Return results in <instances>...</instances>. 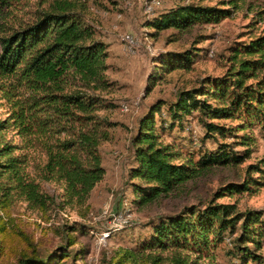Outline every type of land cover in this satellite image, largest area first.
Listing matches in <instances>:
<instances>
[{
  "label": "trees",
  "instance_id": "obj_1",
  "mask_svg": "<svg viewBox=\"0 0 264 264\" xmlns=\"http://www.w3.org/2000/svg\"><path fill=\"white\" fill-rule=\"evenodd\" d=\"M32 1L0 0V92L8 106V115L0 118V208L4 213L0 216V264H66L67 259L77 261L83 254L70 251L76 244L70 233L76 231V224L56 229L64 242L45 252L28 223L10 209L24 202L48 223L68 207L81 209L87 204L106 174L101 146L111 138L115 123L102 112L115 106L108 97L114 82L107 73L108 44L87 17L90 2L98 0H38L35 9H27ZM231 4H181L148 25L159 33L219 23L238 6L237 0ZM195 54L191 50L167 53L159 60L160 67L167 72L188 69ZM230 60L225 74L206 76L200 86L180 91L168 103L171 128L197 111L206 129L204 138H224L215 149L185 158L173 143L165 142L156 117L167 104L163 99L142 116L132 137L136 165L130 179L137 180L132 181L135 202L147 204L208 168L238 165L250 156L253 139L239 132L254 127L264 131V33L234 47ZM229 119L239 123L221 122ZM7 130H13L19 142L4 139ZM239 145L246 146L245 151H238ZM253 173L264 178V159L247 167L244 182L221 187L204 207L191 205L160 217L152 225L151 237L135 249H124L117 264L140 255L149 264H196L223 244L233 245L229 253L241 264L249 260L264 264V254L258 253L264 248L263 211H240L236 204L216 202L218 197L263 185ZM50 183L60 191L46 189ZM50 226L42 225L41 230L48 231ZM12 257L14 263H10Z\"/></svg>",
  "mask_w": 264,
  "mask_h": 264
},
{
  "label": "rangeland",
  "instance_id": "obj_2",
  "mask_svg": "<svg viewBox=\"0 0 264 264\" xmlns=\"http://www.w3.org/2000/svg\"><path fill=\"white\" fill-rule=\"evenodd\" d=\"M149 1L98 0L90 2L87 12V17L97 26L98 35L108 44L107 73L114 82L108 97L115 106L102 112L115 123L110 128L111 138L101 146L106 169L104 179L94 188L83 208L68 207L48 223L38 219V215L28 210L24 202H16L10 209L14 216L22 217L28 223L29 232L45 252L64 242V238L55 233L56 229L61 231L65 224H76V231L70 232L76 237V244L70 247V251L72 254L77 251L83 254L78 256L77 261L67 259L66 264H117L124 249H135L151 237L152 225L160 217L177 214L191 205L204 207L215 198L221 187L231 182H244L248 177L247 167L264 159V131L254 127L239 132L240 135L247 133L253 139L250 156L242 163L213 166L168 195L143 205L135 202L132 181L137 180L130 179V170L136 165L132 137L142 116L154 102L163 99L167 104L156 117L165 142L173 143L185 158H198L205 150L215 149L217 142L224 138L218 135L217 140L205 139L206 129L197 111L171 128L173 118L168 111V103L175 101L180 91L200 86L206 76L225 74L232 65L230 57L233 48L264 33V0H237L238 6L233 14L219 23H198L184 31L167 29L159 33H155L148 22L171 8L186 3L230 7L231 0H162L161 5L148 10ZM37 3L38 0H33L27 9H35ZM125 34H132L139 41L134 52L127 50L123 39ZM187 50L196 53L190 68L167 72L160 67L159 60L167 53ZM122 103L129 104L130 110L123 111ZM7 111V102L1 98L0 92V118H5ZM221 122L227 125L239 123L231 119ZM3 137L19 142L13 130L5 131ZM236 149L243 152L246 146L239 145ZM252 176L261 179L263 185L255 186L248 192L218 197L216 202L236 204L240 211L255 209L264 213V178H260V173H253ZM45 188L52 192L58 187L50 183ZM57 190L60 191L59 188ZM120 213L127 214L129 221L122 223L118 220ZM0 216H4L1 208ZM42 225H51L52 229L42 231ZM103 232H108L109 236L106 244L100 246L97 238ZM232 247L223 244L196 264H241L239 258L229 253ZM258 253L264 254V248ZM164 254L171 255L169 252ZM189 255L196 260L195 254ZM9 260L14 263L15 258ZM148 260L140 255L124 264H149ZM247 264L256 262L249 260Z\"/></svg>",
  "mask_w": 264,
  "mask_h": 264
},
{
  "label": "built area",
  "instance_id": "obj_3",
  "mask_svg": "<svg viewBox=\"0 0 264 264\" xmlns=\"http://www.w3.org/2000/svg\"><path fill=\"white\" fill-rule=\"evenodd\" d=\"M161 3H162V0H151L149 1L147 8L148 10H152L153 7L161 5ZM123 39L126 42L127 50H129L130 52H134V50H136V48L139 46V41L132 34H125ZM121 109L123 111H129L130 106L127 103H122ZM117 219L120 220L122 223H126L129 221L128 215L125 213H120ZM108 236H109L108 232H103L100 235H98V238H97L98 245L100 246L105 245Z\"/></svg>",
  "mask_w": 264,
  "mask_h": 264
}]
</instances>
